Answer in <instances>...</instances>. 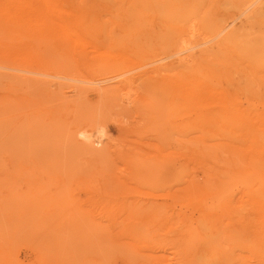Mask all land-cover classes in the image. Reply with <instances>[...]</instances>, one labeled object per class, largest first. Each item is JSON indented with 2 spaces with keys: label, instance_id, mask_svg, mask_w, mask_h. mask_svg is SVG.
I'll return each instance as SVG.
<instances>
[{
  "label": "rangeland",
  "instance_id": "374dc122",
  "mask_svg": "<svg viewBox=\"0 0 264 264\" xmlns=\"http://www.w3.org/2000/svg\"><path fill=\"white\" fill-rule=\"evenodd\" d=\"M224 2L64 0L81 43L1 60L0 264H264V86L145 64L215 40Z\"/></svg>",
  "mask_w": 264,
  "mask_h": 264
},
{
  "label": "bare ground",
  "instance_id": "6f19581e",
  "mask_svg": "<svg viewBox=\"0 0 264 264\" xmlns=\"http://www.w3.org/2000/svg\"><path fill=\"white\" fill-rule=\"evenodd\" d=\"M63 2L64 0H0V30H6L11 39L5 41L4 46L1 45L4 41L0 39V68H6L1 64V60H8L15 64L25 63V65H34V67L47 66L43 50L45 46L49 45L47 41L49 39L60 40L64 44L69 43V45L82 42L77 29L80 21L72 18L70 11L62 6ZM226 2L227 4L224 2L226 6H223V12L212 16L218 29L215 40L210 43L200 42L172 54L154 56L155 58L153 57L145 64L159 63L163 57L176 56L175 65L179 69L174 78L168 77L167 82L175 86L179 85V88L176 87L182 93H188L191 90L189 87L195 84H201L203 90L208 91L217 90L214 86L222 88L234 85L241 79L257 85V90L260 92L259 87L264 86V0H228ZM17 35L25 36L28 39L23 40L22 37L15 40ZM47 54L49 55L48 52ZM168 62L167 65L170 63ZM15 64L12 65L15 66ZM63 65L62 68H64ZM52 67L54 68V66ZM143 74L145 73L143 72ZM145 75L143 80H145ZM11 76L6 78L10 79ZM27 78L29 79V77ZM149 78L147 80H150ZM123 80L127 82L130 79L126 77ZM2 103L6 102H0V107L3 110ZM158 107L163 109L161 104ZM160 109L157 110V115L161 114ZM0 112L2 114V111ZM158 118L160 119L159 116ZM84 129L85 131H80V133L82 137L89 140L87 143L90 144L89 131L93 129V126ZM95 134L99 139L106 137L103 127L97 128Z\"/></svg>",
  "mask_w": 264,
  "mask_h": 264
}]
</instances>
